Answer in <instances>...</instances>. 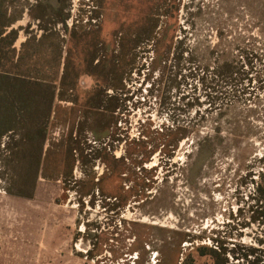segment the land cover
<instances>
[{
	"label": "rangeland",
	"instance_id": "obj_1",
	"mask_svg": "<svg viewBox=\"0 0 264 264\" xmlns=\"http://www.w3.org/2000/svg\"><path fill=\"white\" fill-rule=\"evenodd\" d=\"M0 76V264L264 260V0H0Z\"/></svg>",
	"mask_w": 264,
	"mask_h": 264
},
{
	"label": "trees",
	"instance_id": "obj_2",
	"mask_svg": "<svg viewBox=\"0 0 264 264\" xmlns=\"http://www.w3.org/2000/svg\"><path fill=\"white\" fill-rule=\"evenodd\" d=\"M2 78H3V76H0V81ZM15 112L16 111L13 108H8L6 106L0 107V137L5 135L7 132L12 131L11 130V122L15 116ZM214 253L218 254L215 251H214ZM254 253H255V249L249 248V252H247V253L233 255V260H235L237 262L231 263V264H240V262L238 261L239 257L242 258L243 262L245 261L246 264H250V261H248L249 260L248 255L253 256ZM216 259H215V264H227L226 260H224V259L222 261H219L217 255H216ZM262 261L264 262V260H262ZM262 261H261L260 257L255 256V258H254V256H253V262L251 264H258L259 262H262Z\"/></svg>",
	"mask_w": 264,
	"mask_h": 264
}]
</instances>
